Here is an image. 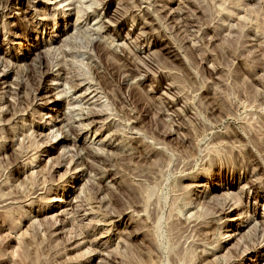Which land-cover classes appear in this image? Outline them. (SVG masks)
Wrapping results in <instances>:
<instances>
[{
	"label": "rangeland",
	"instance_id": "rangeland-1",
	"mask_svg": "<svg viewBox=\"0 0 264 264\" xmlns=\"http://www.w3.org/2000/svg\"><path fill=\"white\" fill-rule=\"evenodd\" d=\"M0 264H264V0L1 7Z\"/></svg>",
	"mask_w": 264,
	"mask_h": 264
},
{
	"label": "bare ground",
	"instance_id": "bare-ground-1",
	"mask_svg": "<svg viewBox=\"0 0 264 264\" xmlns=\"http://www.w3.org/2000/svg\"><path fill=\"white\" fill-rule=\"evenodd\" d=\"M189 2V1H188ZM13 3V0H0V8L1 7H3V8H6V7H8V6H10L11 4ZM140 3V2H139ZM138 4V3H137ZM130 7V6H129ZM132 7V6H131ZM131 7H130V9H131ZM135 7H138V9H136V10H140L141 8V6H140V4L139 5H136ZM126 8V7H125ZM127 9H128V6H127ZM129 9V10H130ZM159 11V10H158ZM80 11H78V13H79ZM133 12V11H132ZM147 12V11H146ZM149 13V12H148ZM138 14V13H137ZM118 16V15H117ZM116 16V19L117 20H120L119 18H121L120 16L119 17H117ZM122 16V15H121ZM155 16V15H154ZM123 18V17H122ZM116 21V20H115ZM144 22V21H143ZM145 23V22H144ZM146 24V23H145ZM101 30V29H100ZM100 30L99 31H96V32H100ZM167 38V37H166ZM171 44V43H170ZM172 45V44H171ZM171 45H169V46H171ZM98 47H99V45H98ZM167 47V46H166ZM172 47H173V45H172ZM96 48H97V46H96ZM101 49H99V50H97L96 49V51H97V54H98V56L101 58L103 55H102V53H105L106 55H108V54H115L116 52H117V50H115V49H113V48H110V47H108V46H106V45H102V47H100ZM175 49V48H174ZM171 50V49H170ZM122 56V55H121ZM125 56V55H124ZM123 57V56H122ZM119 59V58H118ZM123 63V62H122ZM50 68H51V66L49 65V63L48 62H46L45 61V59L44 58H41L40 57V59H39V62H38V64L36 65V67H35V69H33L34 71H32L33 73H31L30 74V76H31V78H32V81L35 83V84H38L39 86L41 85V82H42V80H44L43 78H49L50 76H51V72H50ZM53 69V68H52ZM130 69H131V67L130 68H127V70L128 71H130ZM66 72V71H65ZM98 72V74H100V72L99 71H97ZM99 76V75H98ZM64 77H67V76H64ZM103 78V77H102ZM108 81V80H107ZM102 83V82H101ZM104 83V82H103ZM106 84V83H105ZM110 84V83H109ZM18 85H20L19 83H18ZM107 85V84H106ZM37 87V86H36ZM41 88V87H40ZM102 88V87H101ZM103 89V88H102ZM18 90V89H17ZM17 90H15L14 89V87L13 86H10V89H9V91L11 92V93H13V94H20V92H18ZM95 90H93L92 92H94ZM103 91H105L104 89H103ZM57 99H55V101H56ZM8 101H10V102H12V100H9L8 99ZM118 101V100H117ZM3 111V110H2ZM4 113L3 114H8L9 112H8V109H6L5 111H3ZM102 114V113H101ZM99 112H97V111H91V112H88L85 116H86V119H91V118H95V117H97V116H100L101 115ZM84 116V117H85ZM93 123V122H92ZM83 125H85V126H88V124H84V123H82ZM89 124H90V122H89ZM91 125V124H90ZM43 128V127H42ZM36 137V136H35ZM47 145H49L48 143H47ZM41 145L38 143V147H40ZM53 144H50V147L51 148H53ZM42 148V147H41ZM44 150H42V151H44V152H49L50 150L48 149V148H43ZM86 156H89V158H92V159H96V155H94V154H91V153H89L88 155H86ZM73 157H75V156H73ZM87 158V157H86ZM88 158V159H89ZM72 159H75V158H72ZM87 159V160H88ZM76 160L77 159H75V162H76ZM63 162V161H62ZM62 162H59L60 164L62 163ZM72 162H73V160H72ZM85 163V162H84ZM60 164H59V166H60ZM88 165H91L92 166V161H90V160H88V163H87ZM94 165V164H93ZM93 167V166H92ZM153 167V166H152ZM40 189L39 188H37L36 187V189H34V191L32 192V194H36L38 191H39ZM30 198V197H29ZM246 237V236H245ZM79 243H81V242H79ZM248 249V248H247ZM246 249V250H247ZM245 250V251H246ZM90 252V251H89Z\"/></svg>",
	"mask_w": 264,
	"mask_h": 264
}]
</instances>
